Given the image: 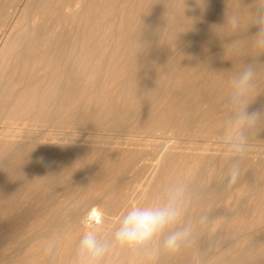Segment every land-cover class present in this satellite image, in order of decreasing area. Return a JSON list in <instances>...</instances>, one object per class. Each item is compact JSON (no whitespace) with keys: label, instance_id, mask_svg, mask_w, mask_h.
I'll return each mask as SVG.
<instances>
[{"label":"bare ground","instance_id":"6f19581e","mask_svg":"<svg viewBox=\"0 0 264 264\" xmlns=\"http://www.w3.org/2000/svg\"><path fill=\"white\" fill-rule=\"evenodd\" d=\"M238 7L0 0V264H71L84 220L111 230L128 204L178 172L203 189L193 211L211 221L154 264H264L262 159L251 163L248 150L239 180L225 188L219 155L224 97L251 61L256 31L248 13L236 31L224 24ZM257 63L250 111L264 110V55ZM254 141L264 146V129ZM57 233L50 257L46 238ZM132 259L117 251L107 264Z\"/></svg>","mask_w":264,"mask_h":264},{"label":"clouds","instance_id":"9594fccd","mask_svg":"<svg viewBox=\"0 0 264 264\" xmlns=\"http://www.w3.org/2000/svg\"><path fill=\"white\" fill-rule=\"evenodd\" d=\"M245 13L249 14L246 27L255 26L256 31L250 36L251 61L233 75L224 97L227 109L220 135L227 160L222 178L225 188H231L239 180L251 138L264 129V110H249L259 95L256 93L260 66L257 61L264 55V0H253L251 4L239 0L238 9L226 16L224 24L229 30H238L244 23ZM202 192L194 181L178 172L143 203L128 204L111 230L102 231L98 225L84 220V231L75 244L71 264H107L117 251L129 254L133 258L131 264L141 261L154 264L162 255L180 253L211 221L207 212L193 211ZM62 238L63 233L46 238L44 252L55 257Z\"/></svg>","mask_w":264,"mask_h":264},{"label":"rangeland","instance_id":"374dc122","mask_svg":"<svg viewBox=\"0 0 264 264\" xmlns=\"http://www.w3.org/2000/svg\"><path fill=\"white\" fill-rule=\"evenodd\" d=\"M17 15V14H16ZM17 17V16H16ZM2 39V40H1ZM0 39V47L2 46V43H3V46H4V44L6 43V40H4L3 38H1ZM5 42H4V41ZM0 50H1V48H0ZM1 52V51H0ZM190 142V141H189ZM256 144H258L257 143V141L255 142H250V147H249V151H251V153H249V157H250V161H251V163H253V162H255L256 161V159H258V158H261L262 159V163L258 166V171H257V178H258V180L260 181L259 182V184L260 185H263L264 184V146L262 147V148H260V146L259 145H256ZM220 149H221V151H222V153H221V151H220V153H219V155L220 154H225L226 155V153H225V149H224V145H223V143H221V146H220ZM252 159V160H251ZM211 167V166H210ZM249 167H251V166H247L246 168L245 167H243L242 168V170L245 168V169H248ZM163 170V169H162ZM161 170V171H162ZM210 171V168H207L206 169V172H209ZM194 172H197V170H194ZM251 202V201H250ZM218 207H220V206H218ZM86 209H88V206H84V209L83 210H85V211H87ZM87 213V212H86ZM215 241V238H212V236H209V237H206L205 239H204V243H205V245H206V247L207 246H209L211 243H213ZM260 249H264V247L262 246V247H260ZM191 259V258H190ZM192 260V259H191ZM190 260V261H191ZM118 261H115L114 263H117ZM118 264H125V262L124 261H121V262H118Z\"/></svg>","mask_w":264,"mask_h":264}]
</instances>
